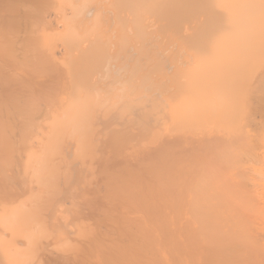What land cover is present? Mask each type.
<instances>
[{"label": "bare ground", "instance_id": "1", "mask_svg": "<svg viewBox=\"0 0 264 264\" xmlns=\"http://www.w3.org/2000/svg\"><path fill=\"white\" fill-rule=\"evenodd\" d=\"M22 1L31 3L39 0ZM22 1L15 3V0H2V4L0 3L3 11L8 10L12 15L21 16L17 24L14 20L16 25H5L8 30L0 25V31L5 30L0 32V81L17 83L19 76L24 78L21 77V73L25 75L24 71L37 70L38 74L45 71V75L56 69L52 73L59 71L56 74L63 76L61 80L54 75L55 72H50V77L55 76L60 82L63 80L66 90L53 84L62 95L59 98L55 96L56 91L52 90L55 101L48 97L49 103H46L48 100L45 102L43 93L47 89L43 92L44 87H38L43 92L40 97L44 101L41 98L39 101H26L23 94L21 97L24 101L19 102V96L12 99V94L5 96L3 92L7 91L2 92L3 89L0 88V156L7 157H4V162H8L5 170L9 167V172L12 171L11 175L7 173L4 180L1 179L6 180L8 185L5 189L3 187L2 195L9 198L10 203L0 206V264H35L36 262H32L37 250H43L40 248H44L46 240L54 241L61 237L58 236L61 230L67 233L65 236L68 238L72 236L70 243L74 241L73 236L75 240L84 236L79 239L82 242L77 240L69 243L70 246L67 245V237L58 239L63 244L65 241L66 245L57 243L55 239L54 242L60 245L55 246V243L53 249L55 247L58 254L66 252L65 255H71L70 264H234L236 260L238 264L242 260L246 264H253L255 261L254 264H264V230L258 228L260 231H255L256 228H253L254 221L264 225V0H45L44 4L40 0V4L37 3L40 6L33 7L27 2L29 6L21 3ZM30 12L34 16L43 14L45 17L41 21L32 22L33 16L28 14ZM1 14L2 19L5 14ZM11 14L4 17V20L11 18ZM8 19L6 23L9 22ZM31 44L38 48L37 54V49L33 50ZM27 47L33 48L34 57L30 56L34 54L32 50L30 57L28 56L30 52H27ZM119 56H122L121 62ZM114 61L119 63L118 74L122 78L115 76L116 79H121L117 82L119 85L115 84L118 91L114 85L110 87V84L107 91L100 84L105 83L102 80L107 79V76L114 79L110 76V64L117 66ZM42 75L39 74V78ZM46 77L45 75L38 80H41V86ZM53 80L58 83L56 78ZM2 81L0 84H3ZM114 81L116 83L115 79ZM19 89L24 92L23 87L20 86ZM101 90L109 100H100V97H105ZM49 96L53 97L51 94ZM131 109L137 110L141 118H152L155 125L152 128L154 131L149 129L153 131L148 132L151 136L143 137L140 134H144L141 131L152 125L151 120L145 119L149 125L140 120L141 128L138 124L140 118L133 111L136 122ZM127 115L128 122L127 119L125 122L127 125L130 122L132 128L122 121ZM112 120L116 123L120 121L124 129L128 128L123 131L124 135L136 132L138 125L143 129H138L140 132H137V136L139 134L144 140L135 138L139 142L144 141L141 144L143 147L137 151L138 157L135 156L136 150L135 155L133 154V149H129L132 151L129 154L133 156L128 155L133 159L127 156L129 162L136 158L139 162L134 160L133 164H139L140 169L136 170L135 166L131 169L133 164L129 168V162L122 163L126 160H123V155L126 158L127 152L122 149L123 146H120L119 151L114 148L117 141H110L113 143L110 152L112 146L109 145L108 149L110 143L105 139L109 138V133L99 141L101 137L98 133L102 128L99 124L96 127V124L111 121L109 123L115 126L116 123L113 124ZM157 122H162V126ZM109 126L108 130L111 128ZM117 126L115 127L119 128ZM95 127H99L98 133ZM115 127L111 130L120 132L121 128L118 130ZM104 131L103 129L101 132L102 137ZM111 132L115 134V138L117 135L122 136V133L120 136ZM95 133V137H99L97 148V141L93 140ZM132 134L134 137V132ZM127 136L129 138L131 134ZM104 139L108 144H101L102 149L107 147L108 154L110 153L106 156L103 151L101 154L97 150L101 147H98L99 142L102 143ZM139 142L134 143V147ZM152 144H155L154 148ZM192 144L197 146V154L203 150L207 158L202 155L206 159L200 157L198 162L191 163L189 153L183 152L188 149L187 146L194 149ZM145 145L151 147L147 148ZM145 148L148 154L144 153ZM115 150L117 154L124 152L122 157L119 156L123 160H120L121 163L118 158L115 159L120 155L115 156ZM141 151L144 152L141 154ZM94 152L100 158L110 157L113 153L114 156L110 157H114L111 160V163L115 161L113 164L108 157L109 160L106 159L110 168L113 167L111 174H116L117 177H113L116 183L106 188L108 183L103 179H108V174L103 177L97 171L103 177V183H98L100 190L93 184L94 189L99 190L94 192L93 196L96 198L88 196L92 191L86 190L91 183L87 180L92 176L90 168L98 167V158L95 154L96 158L93 156ZM165 152L168 156L164 155ZM159 153L161 154L157 156ZM146 154L155 160L147 159L144 164L151 161L157 165L149 162V166L143 165L142 169L148 174L149 171L157 173L155 175L153 172V176L145 177L147 174L142 180L141 163ZM155 154L158 159L154 157ZM141 159L143 160L140 161ZM107 160L103 162L107 164ZM118 164L127 167L128 172ZM114 166L120 167L121 170H117L124 171V175L119 174L120 171L117 172ZM5 170V173L8 172ZM138 170L141 174L137 173ZM2 174L3 172L0 176ZM119 175L121 176L118 177ZM190 175H193L191 177L194 180L188 179L191 178ZM194 175L196 178L200 176V181L197 178L196 182ZM96 176L99 178L97 174ZM73 179H76V184ZM83 180H87L88 184L85 181L86 186L83 184L78 186L79 189L75 188L76 196L70 192L74 195L70 196L71 204L67 203L69 198L63 199L64 187L67 188L70 184L68 188L73 190L72 183L77 187L80 182L84 183ZM187 181H191L190 184ZM192 183L195 184L191 187ZM76 189L82 193L85 190L83 194L87 196L83 198V206L88 204L89 209L90 205L93 204V208L97 205L94 212L106 208L102 213L94 215L95 220L90 226L87 219L92 216L88 215L84 220L77 217L80 215L78 210L80 212L86 207H82L83 200L77 198ZM103 191L105 195L102 200H105V205L101 208V204L98 206L94 202L101 201L99 194H103ZM96 193H99L98 197ZM57 196H62L60 198L71 205L72 209L75 208V211L82 207L77 210L76 219L69 206H62L59 201L56 203L54 197ZM51 198L55 200V209L52 210L53 207L49 206V212L54 218L50 217L54 225L51 224L52 229L55 227L52 232L58 238L56 235L53 238V234L48 233L44 220H40V212L44 206L42 203ZM46 205L48 207V203ZM185 207L186 214L183 210ZM91 208L90 210L93 209ZM51 210L55 211V215ZM44 214L46 215L45 212ZM195 214L196 217L199 216L196 222ZM48 215L49 213L47 217ZM47 219L49 222V218ZM82 221H87L88 224ZM195 229H202L208 237L204 241L208 244L206 247L209 246L208 249L215 252L205 248V251L210 252L205 253L203 248L200 249L202 246L199 241L203 238V232L199 230L202 232L199 236L200 232ZM70 232L74 235L69 236ZM205 244L202 242L203 247ZM83 246H87V250ZM53 249L50 252L52 256L55 253L52 252ZM197 249L202 250V257L209 258L211 253L214 255L210 259H203ZM48 251L50 250L46 252ZM56 255L58 259L62 257ZM49 257L48 254H43L40 264H56ZM67 258L63 264L69 260ZM201 258L207 260L206 263ZM62 259L64 260V255ZM199 260L203 263H198Z\"/></svg>", "mask_w": 264, "mask_h": 264}, {"label": "rangeland", "instance_id": "2", "mask_svg": "<svg viewBox=\"0 0 264 264\" xmlns=\"http://www.w3.org/2000/svg\"><path fill=\"white\" fill-rule=\"evenodd\" d=\"M0 1H1L0 3L2 4V0H0ZM15 1H17V2H15V3H20V1H22V0H15ZM44 1H45V0H43V2H42V0H41V2H42L43 4L46 3V1H49V0H46L45 2H44ZM26 2L29 3L30 5L32 4L31 7H33V6H35V5L37 6V5L40 4V3H39L40 0L37 1V2L32 1L33 3H32V2L30 3V1H26ZM26 2L22 1L21 3H24V4H26L27 6H29V4H27ZM34 2H35V3H34ZM50 2L52 3V1H50ZM50 2H49V3H50ZM37 3H39V4H37ZM42 3H41V4H42ZM33 4H34V5H33ZM47 4H48V3H47ZM39 6H40V5H39ZM6 10H7V9H6ZM1 11H3V8H2V7L0 8V14H1ZM4 12H5V11H3V13H4ZM6 12H7V13H6ZM6 12H5V13H6L7 15L4 13L5 16H2V14H3V13H2L1 16H2L3 18H2V19L0 18V20H1V21H0V22H1L0 25L3 26L2 28L5 27V28H4L5 30H6V28H7L5 25H7L8 27H9V26L11 27V25H16V24L18 23L17 20H19V18H21V16H15L14 14H13V15H14V16H13L8 10H7ZM31 13H32V12H30V13H28V14L32 15L33 18L37 16V15L34 16L33 13H32V14H31ZM4 14H3V15H4ZM8 14H11L12 16L10 15L9 17L13 18V19H11V18L8 19V18H7V19L9 20V22H10V20H11L10 23H9L8 21H7L8 23H6V20H7V19L4 20V19L8 16ZM44 14H45V13H44ZM41 15H42V16H41ZM45 15H46V14H45ZM40 16H41L42 19H41V18L39 19ZM40 16H37V17H36V18H38V19H36V18L33 19V18H32L31 21H32V20H36V21H37V20H40V21H41V20H43L44 17H45L43 14H40ZM43 16H44V17H43ZM4 17H5V18H4ZM16 18H17V19H16ZM22 19H25V20H26V18L23 17V16H22ZM28 19L30 20V17H28ZM14 20L17 21L16 24L14 23V22H15ZM27 21H28V20H27ZM29 22H30V21H29ZM32 22H33V21H32ZM2 23H3L4 25H2ZM13 23H14V24H13ZM30 23H31V22H30ZM8 24H9V25H8ZM1 26H0V28H1ZM4 29H3V30L1 29V31H5ZM7 30H8V28H7ZM1 31H0V32H1ZM25 45H26V44H25ZM36 45H37V44H36ZM29 46H30V45H29ZM29 46H28V47H29ZM28 47H27V48H28ZM31 47H33L32 44H31ZM31 47H30V48H31ZM33 48H34V49H33ZM33 48H31V49L28 48V49H29L28 51H27L25 48H24L23 50H26L27 52H30V50H32V49H33V50L37 49V50H35V51H36V54H37L38 48H37V47H36V48L33 47ZM33 50L31 51L32 54L35 52V51L33 52ZM26 51H25V52H26ZM31 52L28 54V56L31 54ZM26 54H27V53H26ZM30 56L34 57V56H35V53H34L33 55H30ZM30 56H29V57H30ZM113 56H114V55H113ZM115 56H116V55H115ZM115 56H114V57H115ZM32 57H31V58H32ZM119 57H120V62H121V60H122V56H119ZM119 57H118V58H119ZM115 61H116V60H115ZM115 61H114L113 63H116ZM116 64H117V63H116ZM120 64H121V63H120ZM110 67H111L110 69L112 70V75H110V76L116 80V83H113V82H115L114 79H113V80H112L111 78L109 79V76H107V77H108L107 79H109V80H107V79L102 80V82L104 81L105 83H101V81H100V83H101V84H100V87H101V88H105V89L107 88V91H108V87H109L108 85H109V84H110V87H113V85H114V87H115V84H118V83H119L118 81L121 80V79H119V80L116 79V77H118V78L121 77V78H122V76H121L120 74H118V72H119V63L117 64V66H116L115 64H110ZM115 67H116V68H115ZM108 68H109V66H108ZM12 69H13V68H12ZM115 69H116L117 72L115 71ZM53 70H56V69H53ZM53 70H52V71H53ZM12 71H13V70H12ZM36 71H37V70H36ZM36 71H35V70L24 71V72H25V75H24L23 73H21V74L23 75V76H21V77H24V78L26 79V75H27L28 78L25 80L24 78H20V76H19V78H20L21 80H19V78H18V79H17L18 81L16 80L17 83H15V82H14V83H11V82L9 83V81H7V80H6V81H7V83H6V82H4V80H3V81L1 80L2 83H3V84H0V85H2V87L0 86V88L3 89L2 92H3L4 90H6L7 93H8V94H7V93H4V92H3V95H5V96L8 95V97H9V95L12 94V95H11V96L13 97L12 99H14V98H16L17 96H19V97H18V98H19V99H18V102H19V100H20V101H24V100H26V101H33V100H35V101H39L40 98H41V101H44V99H45V102H46V99L48 100V97H49L51 100L54 99V101H55V98H56L55 96L62 95V94H60L61 92L58 91V90H59L58 87H60V89H61V88H62V89L64 88V89L66 90V86H63V84H64V83L62 82L63 80L60 82V80H61V78H62L63 76L61 75V76H62V77H61L60 75H57V74L59 73V71H58V73L55 72V71H54L55 73H54V72H53V73H54L55 76H58V78H60V80H59L57 77H55V76L52 77V75H51V77H52V79H51V77H50V72H51V74H53L52 71H50L49 74H48V72H47V73L45 74V75L47 76L46 78L49 77L52 81H50L49 78H48V79L43 78V79H45V80H43V81H44V82H43V85H44V86H43V85L41 86L39 83H42V82H40L41 80H40V81H38V80L41 79L43 76L45 77V75L43 74L45 71L42 72L43 75L41 74V72L39 73L40 75H42V76H40V78H39V74H38V72H36ZM40 71H41V70H40ZM56 71H57V70H56ZM22 72H23V71H22ZM56 73H57V74H56ZM60 73H61V72H60ZM110 73H111V71H109V74H110ZM119 73H120V72H119ZM114 74H115V75H114ZM121 74H122V73H121ZM48 75H49V76H48ZM118 75H120V76H118ZM37 76H38V77H37ZM115 76H116V77H115ZM55 78H56V80H57L56 82H58V83H54L55 80H53V79H55ZM106 80H107V83H106ZM1 81H0V83H1ZM26 81H27V82H26ZM45 81H46V82H45ZM48 81H49V82H48ZM22 82H23L24 84H23ZM52 82H53V83H52ZM59 82H60V83H59ZM117 82H118V83H117ZM19 83H20V84H19ZM48 83H49V84H48ZM6 84H8L10 87H9L8 85H6ZM11 84H12V85H11ZM13 84H15V85H13ZM51 84H52V85H51ZM53 84H56L55 86H58V87L53 86ZM57 84H58V85H57ZM59 84H61V85H59ZM5 85H6V86H5ZM17 85H18L19 87H18ZM50 85H51V86H50ZM64 85H65V84H64ZM118 85H119V84H118ZM4 86H5V87H4ZM20 86H21V88H22V87L24 88V92H20V91H23V90L19 89ZM26 86H29V87H27L28 89L26 88ZM47 86H48V88H46ZM52 86H53V88H52ZM107 86H108V87H107ZM15 87L17 88V90H15V89H16ZM38 87H41V88L44 87V90H42L43 92L45 91V89H47V90L45 91V93H43V92L40 90L41 88L38 89ZM9 88H10V89H9ZM12 88H13V89H12ZM54 88H55V89H54ZM57 88H58V90H57ZM1 89H0V90H1ZM50 89H51V91H50ZM115 89H117V88L115 87ZM12 90H15V91L13 92ZM25 90H26V91H25ZM39 90H40V91H39ZM52 90H53V91H56V94H57V95L52 94V92H53ZM102 90H104V89H102ZM102 90H101V93H102ZM11 91H12V93H11ZM18 91H19V93H18ZM38 91H39V92H38ZM48 91H49L50 93H49ZM57 91H58L59 93H57ZM63 91H64V90H63ZM63 91H62V92H63ZM107 91H106V92H107ZM116 91H118V89H117ZM9 92H10V93H9ZM46 92H47V93H46ZM64 92H65V91H64ZM21 93H22V94H21ZM41 93H43L44 95L41 94ZM53 93H54V92H53ZM20 94H21V95H20ZM23 94H24L25 96H24ZM45 94H46V95L48 94V95L46 96ZM50 94L53 96L52 98L49 96ZM106 94H107V93H106ZM15 95H16V96H15ZM22 95H23V96H22ZM42 95L45 96V97H47V98L43 97L44 99H42V97H40V96H42ZM54 95H55V96H54ZM107 95H109V93H108ZM11 96H10V97H11ZM14 96H15V97H14ZM21 96L24 97L25 99L22 98ZM38 96H39V97H38ZM102 96H105V97H104V98H103V97H100V98H101L100 100H102V101H103V99H108V100H109V97H107L106 95H104V92L102 93ZM106 97H107V98H106ZM20 98H21V99H20ZM59 98H60V96H59ZM59 98H58V99H59ZM22 99H24V100H22ZM27 99H28V100H27ZM38 99H39V100H38ZM54 101H51V103H53V105H56V104H54ZM56 102H57V99H56ZM46 103H49V100H48ZM107 104H108V103H107ZM130 111H132V113H131L132 116L136 113L137 118H138V117L140 118V119L138 118L139 121H140V120H143L142 123L145 121V123L148 124L147 121H149V120H151V123H152V118H150V119H149V117H148V118H144V117L141 118L140 116H138V115H140V114L138 113L137 110H132V109H131ZM130 111L127 112V114H128V113L130 114ZM133 111H135L134 114H133ZM136 111H137V112H136ZM129 114H128V115H129ZM128 115L124 117V118H125L124 120H122V121H124V123H125L124 125H126V126L130 125V122L128 123V125H127V123L125 122L126 119H127V122H128V118H129ZM136 116H135V115L133 116V117H135V119L133 118L135 121H136V119H137ZM143 118H144V119H143ZM130 119H131V117H130ZM133 119H132L131 121H134ZM145 119H146V120L149 119V120L146 121ZM112 121H113V120H112ZM122 121H121V122H122ZM139 121H138V122H139ZM109 122L111 123V121H108V123L103 121V122H101V123L99 122V123L96 124V127H97L98 124H99V126H101L102 129H100V130H102V131H103V129L105 130V131H104V136L102 137V134H103V133H101L102 131H100V130H99L100 132L97 131V130L99 129V127H98V128L95 127V129H96V133L99 132L98 135L100 134L99 136L101 137L99 141H102V138L105 137V134L108 135L107 133H109V138L107 137L108 140H107V138H105V139H106V141H108V143H110V144H108L107 142H104V141H105V139H104L102 143L99 142L100 144L98 145V147L101 146V144H103V143H104V144H103L102 146H104V145L107 143V144H108V149H109V147L112 146L113 143H115L114 141H117V143H115V144H117V145L114 144V148L117 149V150L119 151V150H121V149H119L120 146H123L122 149H125V151L127 152V155H126V158H125V157H124L125 154H124L123 151L121 152L122 154H121V153H118V154H120V155H118V154H117V151L115 150L116 153H114V155H115V154L118 155L117 157H115V159L118 158V162H119L120 160H122V158L120 159V157H122V155L124 154V155H123V160H125V159L128 160V161L125 160L126 162H125V161L122 162V161H123V160H122V161H120L119 163L122 162V163L125 164V163H128V162H129V159H133V158H131L130 156H128V155L133 156L132 154H129L130 151H131L132 149H133V154H134V152H135L134 150H136V153H135L136 155H135V154H134V155H135L136 157H138V156H137V153H138L137 151H138V149H140L141 147H143V145L141 146V144L144 143V141L139 142L138 140L141 141V140H144V139H143L142 137L140 138V137H139V136H140L139 134H138V136H137V132L139 131L138 129H140V128H139V125L141 126V121H140V123H138L139 125L137 126V128H136V126H135V128H136L137 130L134 128V129L136 130V132H135V131H132V132H134V135H135V136L133 137L132 132H129V133L131 134V136H130L129 138H127V137H128L127 135L129 134L128 132L126 133L127 135H124V134H123V131H127L128 128L125 126V127H126V128H125L126 130H125V129L123 128V125H121L120 121H118L120 124H118V122L116 123V121H113V122H112L113 124L116 123L115 126L118 125L119 128H116L114 125L110 124ZM136 122H137V121H136ZM136 122H133V123H136ZM153 122H154V121H153ZM105 123H106V124H105ZM131 123H132V122H131ZM102 124H103V125H102ZM107 124L110 125V126L108 125L109 128H110V127H111V128L115 127V128L118 129V130H119L120 128H121V129L123 128L124 130L122 129V131H121V129H120V132H118V133L115 132V130H113V129L111 130V128H110L111 131H114L115 133L119 134L120 136H121L120 133H122V136L119 137V136L117 135L119 138H118L117 136H116V138H115V134L112 133L110 130H108V128H107V127H108ZM146 124H145V126H144L143 124H142V125L146 128V127H147ZM149 124H150V123H149ZM149 124H148V125H149ZM157 124H158L159 126H162V122H160V123L157 122ZM157 124H156V125H157ZM160 124H161V125H160ZM104 125H105V126H104ZM131 125H132V124H131ZM131 125L128 126V127L130 128ZM134 125H135V124H134ZM134 125H133V127H134ZM153 125H155V124L152 123V125L148 126V127H150V128L147 127L148 130L144 128L145 131H147V132H145V131H141V130H143V129H140V131L144 133V134L140 133L141 136L143 135V137H148V136H146V135H149V133H151V132L154 131V130L152 129V128H154ZM106 126H107V127H106ZM118 126H117V127H118ZM121 126H122V127H121ZM151 126H153V127H151ZM104 127H105V128H104ZM115 128H114V129H115ZM131 128H132V127H131ZM141 128H142V126H141ZM157 128H158V127H157ZM149 129H150V130H153V131H150ZM118 130H117V131H118ZM130 130H131V129H130ZM107 131H108V132H107ZM128 131H129V130H128ZM140 131H139V132H140ZM139 132H138V133H139ZM148 132H149V133H148ZM96 133L94 134V137H95ZM110 133H112V134H110ZM135 133H136V134H135ZM145 133H146V134H145ZM92 135H93V134H92ZM111 135H113V137H111ZM144 135H145V136H144ZM96 136H97V135H96ZM149 136H151V135H149ZM92 137H93V136H92ZM131 137H133V138H131ZM97 138H99V137H97ZM97 138L95 137L93 140H94V141H97ZM110 138H111L112 140H111ZM130 138H131L132 140H131ZM135 138H137L138 140L135 139ZM139 138H140V139H139ZM95 139H96V140H95ZM116 139H117V140H116ZM118 139H119V140H118ZM164 139H165V138H164ZM124 140H125V141H124ZM129 140H130V141H129ZM135 140H136V141H135ZM110 141H112L113 143L110 142ZM118 141H119V142H118ZM120 141H121V142H120ZM163 141H164V140H163ZM125 142H126V143H125ZM132 142H133V143H132ZM136 142H137V143L139 142L140 145L137 144V146H136V144H135L136 147H134L133 144L136 143ZM160 142L162 143V140H160ZM95 143H96V144H95V146H96L97 143H98V141L95 142ZM161 143H160V144H161ZM107 144H106V145H107ZM118 144H119V145H118ZM128 144H130L131 146L128 145ZM109 145H110V146H109ZM125 145H127V146H129V147L126 148ZM150 145H151V144H150ZM152 145H154V146H153V148H154V147H155V144H152ZM157 145H159V142H158V144L156 143V147H157ZM201 145H202V147L204 146L203 144H201ZM201 145H200V146H201ZM102 146L100 147L101 149H102ZM115 146H117V148H116ZM118 146H119V147H118ZM124 146H125V148H124ZM132 146H133V147H132ZM138 146H139V147H138ZM145 146H146V145H145ZM147 146H148V145H147ZM147 146H146V147H147ZM191 146H194V147H195V145H193V144H192ZM205 146H207V145H205ZM137 147H138V148H137ZM148 147H151V146H148ZM148 147H147V148H148ZM187 147H188V149H186L187 151L185 150V152H183V151H181V152H183L184 154H186V153L188 154V153H189L188 156L190 155V156H189V157H190L189 161H190L191 163H194V164H195L196 162L199 161V158H200V157H201V159L204 158V157L202 156V155H204L203 152H202L203 150H201V151L199 152L200 155H199V153L197 154V152H196V150H198V149H196L197 146H196L194 149H193L192 147L189 149V146H187ZM202 147H200V148H202ZM96 148H97V146H96ZM96 148H95V149H96ZM100 148L97 149V150L99 151V153H100V151H101V154L104 152L103 155H105V156L110 154V153L108 154V149H107V147H105L107 150H106V149H102V150H101ZM110 148H111V149H110V152H111L113 146L110 147ZM147 148H145V152H144V151H141V154H142L143 152L148 154V151H146ZM198 148H199V147H198ZM203 148H204V147H203ZM207 148H208V146H207ZM207 148H206V149H207ZM95 149H94V151H95ZM129 149H131V150H129ZM155 149H156L155 152H157V148H155ZM177 149H178V148H177ZM204 149H205V148H204ZM105 150H106V151H105ZM142 150H144V149H142ZM150 150H152V149H150ZM178 150H179V149H178ZM98 151H97V152H98ZM102 151H103V152H102ZM113 151H114V149H113ZM113 151H112V152H113ZM179 151H180V150H179ZM208 151H209V149H208ZM0 152H1V150H0ZM155 152H154V153H155ZM158 152H159V151H158ZM158 152H157V153H158ZM160 152H161V150H160ZM167 152H168V151H167ZM167 152H165L164 155H166ZM201 152H202V154H201ZM99 153H98V155H99ZM106 153H107V154H106ZM131 153H132V151H131ZM139 153H140V152H139ZM154 153H152V154H154ZM157 153H156V154H157ZM204 153H205V152H204ZM206 153H209V152H207V150H206ZM206 153H205V154H206ZM2 154H3V153H1V155H2ZM94 154H95V156H96V153H95V152L93 153V156H94ZM111 154H112V156H114L113 153H111ZM141 154H139V155H141ZM147 154L145 155V157H147V158L144 157L145 160H143V159L140 160V161L143 160L142 163L140 162V163H141V171L143 170V171H142V175H143V176H142V180L145 179L144 176L148 174V173L145 171V169H142V168H144L143 165H146V164H147V163L144 164V162H145L147 159H150V160L152 159V161L155 160L153 157L149 158V157L147 156ZM152 154H149V156L152 155ZM156 154H155L154 157L158 159V157H156ZM160 154H161V153H159L157 156H159ZM184 154H182V155L184 156ZM116 155H115V156H116ZM95 156H94V157H95ZM100 156H101V155H100ZM112 156H110V157H112ZM119 156H120V157H119ZM127 156L129 157V159L127 158ZM135 156H134V157H135ZM166 156H168V155H166ZM188 156H187V157H188ZM198 156H199V157H198ZM204 156L207 158V155H204ZM208 156H209V155H208ZM4 157H5V159H7L6 156H0V158L3 159V161H1L2 159L0 160V167L3 166V165L5 164V165L3 166V168H4L3 170H5V169L7 168V167L5 168V166H8V165H7L8 162H7V161L4 162V160H5ZM96 157L98 158V160H97L98 163H96L97 161L95 160V161H94V166H96V164H97L98 167L96 166L94 169H93L92 167L90 168V169H91V170H90V172H91L90 174H92V176H91V179H89V178L87 179V180H89V182L91 181V183H89L90 185L88 184V181L85 180V181H87L86 183H87L88 186H89V189H88V187H86V190H88V191L90 190V191H92V193H93V194H92V193L88 194V196L90 195V197H91V195H92V198H96L95 196H93V195H95V194H94L95 190L99 191L100 188H101V187H98V186H100V185H98V183H100V182L103 183V180H105L106 184L108 183V184H107L108 186H106V188L109 187V186L111 187L112 183H116V182H115V178L113 179V177H116V174H115V175H112V174H111V169H112L113 167L110 168V166H109L110 164H109V161H108V160L110 159V163H111V160L113 161V160H114V157L111 159L109 156H107V157L109 158V159H108V158L106 157L108 160H107L104 156H103L104 158H100V157H98V156H96ZM96 157H95V158H96ZM164 157H165V156H164ZM189 157H188V158H189ZM142 158H143V157H142ZM206 158H204V159H206ZM101 159H102V160H101ZM163 159H164V158H163ZM201 159H200V160H201ZM99 160H101L102 162H103V160H107V161H108V162H107L108 165L105 164L106 162H103L104 164H103L102 162L99 163ZM134 160L137 161L136 158H135ZM134 160H132V161L130 160V162H132L131 164H129L130 162L128 163L129 168H130V165H132V164L134 163ZM165 160H166V159H165ZM116 161H117V160H116ZM147 161H148V160H147ZM160 161H161L160 163H162V158H160ZM1 162H2L3 165H1ZM6 162H7V163H6ZM114 162H115V161H114ZM114 162H112L111 164H113ZM138 162H139V161H137V163H138ZM149 162L151 163V161H149ZM149 162H148V164H147L148 166H149ZM164 162H165V161H164ZM164 162H163V165H164ZM95 163H96V164H95ZM116 163H117V162H116ZM152 163H153V162H152ZM152 163H151V165H152ZM154 163H155V162H154ZM154 163H153V164H154ZM101 164L103 165V167H102ZM135 164H136V162H135ZM135 164H133V166H131V167H132L131 169H134V166L136 167V168H135L136 170H137V169H140V168L138 167V166H140V165H139V164L135 165ZM155 164H156V163H155ZM99 165H100V166H99ZM114 165H115V164H114ZM116 165H117V164H116ZM116 165H115V166H116ZM118 165L120 166V164H118ZM126 165H127V164H126ZM156 165H157V164H156ZM160 165H161V164H159V166H160ZM106 166H107V167H106ZM115 166H114V169L116 168ZM122 166H123V165H121L120 167H122ZM148 166H145V168H147ZM154 166H155V165H154ZM154 166H153V167H154ZM198 166H199V165H198ZM200 166H202V164H201ZM120 167H118V168L120 169ZM123 167H124V166H123ZM137 167H138V168H137ZM151 167H152V166H151ZM160 167H161V166H160ZM10 168H11V167H10ZM96 168H98V170H97ZM118 168H116V170H117ZM148 168H149V167H148ZM155 168H158V166L155 167ZM84 169H85V168H84ZM95 169H96V170H95ZM99 169H100L101 171H100ZM102 169H103V171H102ZM150 169H151V168H150ZM3 170H2V167H1L0 172H1V173L3 172V174H2L3 176H2V175L0 176V181H2L1 184H0V186L2 187V188L0 187V189H1V193H0V206H1V205H5V204L7 205L6 202H8V204L10 203L9 198H7L6 196L2 195V191H3V187H4V189H5V188H7V186H8V185L6 184V182H5L6 180L3 181V180H4V177H6L9 173H10V175H11V172H12V171L9 172V170H10L9 167H8L7 170H5V171H8V172H6V173H5ZM11 170L15 171L13 168H11ZM92 170H93V171H92ZM104 170H105V173H104ZM107 170H108V171H107ZM112 170H113V169H112ZM116 170H115V171H116ZM120 170H121V169H120ZM120 170H117V172L120 171ZM122 170H123V168H122ZM124 170H126V171L128 172V168H127V167H126V168L124 167ZM147 170H148V169H147ZM97 171H98V173L101 174L102 176L104 175L103 177H105L107 174H108V175L111 174V175H109V176H108V175L106 176V177H108V179H110V180L107 181L108 179H103V177H101V175L99 176V174L97 173ZM99 171L102 172V173H100ZM115 171H113V173H114ZM126 171H125V173H126ZM130 171H131V170H130ZM133 171H134V170H133ZM138 171H139V170H138ZM92 172H94V173L96 172V173L93 174ZM117 172H115V173H117ZM122 172H124V171H122ZM122 172L120 171V172H118V173L120 174V173H122ZM153 172H154V171H153ZM153 172L149 171V174H148L147 176H145V177H148V176L151 177V176H153V175H154ZM193 172H194V171H193ZM195 172H196V171H195ZM1 173H0V174H1ZM4 173H5L6 175H5ZM7 173H8V174H7ZM118 173H117V174H118ZM129 173H130V172H129ZM137 173L141 174L140 171L137 172ZM150 173H151V174H150ZM154 173H155V175H156L157 172H154ZM96 174L98 175L99 178H97ZM122 174H123V173H122ZM134 174H135V172H134ZM152 174H153V175H152ZM195 174H196V173H195ZM123 175H124V174H123ZM197 175H198V173L196 174V176H197ZM120 176H121V175H119L118 177H120ZM136 176H137V174H136ZM139 176H141V175H139ZM191 176L193 177V175H190V177H191ZM89 177H90V176H89ZM95 177H96V178H95ZM192 177H191V178L188 177V179H189V180H190V179L194 180ZM194 177H195V175H194ZM100 178H101V179H100ZM111 178H112V179H111ZM116 178H117V177H116ZM197 178H198V181H200V176H198ZM197 178L195 177L196 182H197ZM1 179H3V180H1ZM92 179H93V180H92ZM98 179H99V181H98ZM102 179H103V180H102ZM188 179H187V180H188ZM73 180H74V179H73ZM81 181H82V180H81ZM85 181L83 180L84 183L80 182V183L77 185V187H75V185H73V183H72V187L74 186V189H73L74 192H73V190H71V189H72L71 187H70L71 189L68 188L69 186H71V185L69 184V182H68L69 185L67 186V188L64 187V192H63V194H64L65 197L63 196V199L66 200V199L69 198V199L66 201L67 203H69L70 198L73 197L74 194H75V196H76L75 188H78V189H79L78 186H79V185L82 186L83 184H84V186H86L87 184L85 185ZM92 181H94L95 183L92 182ZM111 181H114V182H111ZM116 181H117V180H116ZM4 182H5V183H4ZM109 182H110V183H109ZM187 182H188V181H187ZM190 182H191V181H189L188 183L190 184ZM194 182H195V181H194ZM196 182H195V183H196ZM70 183H71V180H70ZM81 183H82V184H81ZM174 183H175V182H174ZM185 183H186V182H185ZM195 183H192L190 186H191V187L194 186L193 184H195ZM2 184H3L4 186H3ZM74 184H76V179L74 180ZM93 184H95V186H97V188H98L99 190H98V189H94ZM175 184H176V183H175ZM186 185H188V184L186 183ZM90 186H91V189H90ZM92 186H93V187H92ZM101 186H102V185H101ZM62 187H63V186H62ZM84 188H85V187H84ZM84 188H83V189H84ZM62 189H63V188H62ZM69 189H70L71 191H69ZM78 189H76V190L78 191ZM83 189L80 188V190H83ZM191 189H192V188H191ZM193 189H194V188H193ZM65 190H67V191H65ZM80 190H79L78 193H77V198L83 200V198H84L85 196H87V195H86V194H83V193H85V190L83 191V193L80 192ZM62 191H63V190H62ZM66 192H67V193H66ZM70 192H71V193H74V194L71 195ZM190 192H191V190H190ZM61 193H62V192H61ZM65 193H66V194H65ZM79 193H80V194H79ZM63 194H62V195H63ZM68 194H70V195H68ZM82 194H83L84 196H83ZM97 194H99V193H96V196H97ZM60 195H61V194H60ZM81 195H82L83 197H82ZM103 195H105V191H103V194H99V197L101 198V199H100V198H99V199H100L101 201H103V203H100L101 201H99V200L95 201L96 199H94V201H95L94 203L97 202L96 204H98V206L101 204V206H100L101 208L103 207V204L105 203V200H104V199L102 200V198H104V197H102ZM67 196H68V197H67ZM70 196H71V197H70ZM78 196H80V197H78ZM192 196H193V194H192ZM2 197H3V198H2ZM60 197H62V196H60ZM60 197H59V198H58V196H57V197H54L55 200H56V203L59 201L58 203H60V205H62V206L67 205V207L69 206L68 208H71V207H70L71 205H69V204H71V203L67 204V203H66L63 199H61ZM81 197H82V198H81ZM90 197H89V198H90ZM97 197H98V196H97ZM193 197H194V196H193ZM193 197H192V199H193ZM181 198H182V197H181ZM4 199H5V200H4ZM14 199H16V198H14ZM71 199H72V198H71ZM183 199H184V198H183ZM194 199H195V197H194ZM49 200H50V202L52 201V204H53V201H54V203H55V200H53V198L48 199L47 202H46V201H43L44 203H42V204H43L45 207L43 206L42 209H41L42 212H40V215H41L40 220H42V221L44 220L43 222H45V224H46V227H47L46 229H47L48 233H52V234H53L52 231H53V229H55V227L52 229V226H54V225H53V222H51L50 217L52 218V216H51L49 210H50V208H52V207H53L52 210H54L55 207H54V204L52 205V204L49 202ZM81 200H80V202H81ZM91 200H92V199H91ZM2 201H4L5 203H4V202L2 203ZM62 201H63V202H62ZM64 202H65V204H64ZM92 202H93V201H92ZM46 203H48V207H47ZM58 203H57V204H58ZM61 203H62V204H61ZM49 204H50V205H49ZM81 204H82V203H81ZM89 204H90V203H89ZM83 205H84V200H83L82 207H86V208L84 209V208H82V207L80 206V208H82V210H80V212H79V210H78V209H80L79 207L77 208L78 212H77V210L75 211V208H74V209L71 208V209L73 210V214H75V215H74V219H76V215H77V213L80 214V215L77 216V217H78V218H81V219H83V220H84L85 218L87 219V218H88V217H87L88 215H89V217L92 216L90 219H89V218L87 219V221H88V223H89L88 226H90V224L94 222V220H95V219H94V218H95L94 215H96L97 213H98V214H99V213H102V211H105V209H106V208H105L104 210H101V211H100V209H98V210H97L98 212H94V211H96V209L98 208L97 205H94V206H96V208L94 207L95 209L93 208V204H92V206L90 205V208H91V207L93 208V209L91 208L92 210H90V208H89V209L87 208V206L89 207L88 204H87L86 206H83ZM104 205H105V204H104ZM49 206H50V208H49ZM51 206H52V207H51ZM67 207H66V208H67ZM46 208H48V210H47ZM63 208H64V207H63ZM68 208H67V209H68ZM71 209H70V210H71ZM43 210H44V211H43ZM52 210H51V211H52ZM61 210H62V209H61ZM85 210H87V211H85ZM93 210H94V211H93ZM183 210H184V213L186 214L185 210H187V208L185 207V208H183ZM74 211H75V213H74ZM88 211H89V214L87 213ZM90 211H92V212H90ZM38 212H39V211H38ZM44 212L46 213V215L44 214ZM76 212H77V213H76ZM191 212H192V211H191ZM191 212H190V214H191ZM48 213H49V215H48L49 217H47V214H48ZM53 213H54V215H55V211H52V214H53ZM86 214H87V215H86ZM196 214H197V213H196ZM196 214H195L194 218H195V219L197 218V220H194V219L191 217V219H193L195 222L198 221V219H199V216L196 217ZM71 215H72V214H71ZM81 215H82V216H81ZM42 216H43V218H42ZM80 216H81V217H80ZM54 217H55V216H54ZM71 217H72V216H71ZM83 217H84V218H83ZM41 218H42V219H41ZM47 218H49V220H50L49 222H48V219H47ZM52 219H54V218H52ZM92 219H93V220H92ZM70 220H72V219H70ZM78 220H79V219H78ZM91 220H92V222H90ZM46 221H47V222H46ZM52 221H53V220H52ZM74 221L76 222V220H74ZM79 221H81V220H79ZM87 221H86V222L82 221V222L88 224ZM188 221H189V220H188ZM71 222H72V221H71ZM71 222H70V223H71ZM75 222H74V223H75ZM77 222H78V221H77ZM77 222H76V223H77ZM191 222H192V221H191ZM47 223H48L49 225H48ZM58 223H59V222H58ZM72 223H73V222H72ZM72 223H71V225L73 226ZM79 223H81V222H79ZM189 223H190V222H189ZM189 223H188V224H189ZM259 223H260V222H259ZM261 223H262V222H261ZM51 224H52V226H51ZM59 224H60V223H59ZM191 224H192V223H191ZM189 225H190V224H189ZM189 225H188V226H189ZM72 226H70V228H71ZM190 226H191V225H190ZM252 227H253V226H252ZM263 227H264V225L262 226V224H258V221H254V227H253V228H254V229L256 228L255 231H258V230L260 231V229H258V228H261L262 230H264ZM62 228H63V227H62ZM70 228H69V229H70ZM72 228H73V227H72ZM63 229H64V228H63ZM67 230H68V229H67ZM195 230H196V229H195ZM195 230H194V231H195ZM199 230H200V229H199ZM199 230L197 229L196 231H198V232L202 231V229H201L200 231H199ZM262 230H261V231H262ZM59 231H60V230H59ZM64 231H65V230H64ZM69 231H71V229H70ZM69 231H68V232H69ZM196 231H195V232H196ZM62 232H63L62 230H61V232H59V233H61L62 235H59L58 232H56V233H58V236H61L62 238H63V237H67V240H66V241H68V239H69V242H68V243L66 242V243H67V245H69L70 240L72 239V236H70V235L73 234V233L70 232V234H68V235H69L71 238H70V237L68 238V236H65L67 233H66V232H63V233H62ZM202 232H203V231H202ZM202 232H200V234H198V235L201 236ZM65 233H66V234H65ZM204 234H205V233L203 232L202 237H203L205 240H203V238H201L202 240H200V238H199V240H200L199 242H201V244H199V245L202 246V247L200 246L201 248H200V247H199V248H200V249L203 248V251L206 250L205 248H207V250H209V249H208L209 246L206 247V244H207V243L205 244V242H204V241H207L206 238H205V237H207V235L205 236ZM55 235H56V236H55ZM63 235H64V236H63ZM73 235H74V234H73ZM193 235H195V234H193ZM52 236H53V238H54V236L57 237V234H53ZM195 236H196V235H195ZM61 237H59V238H61ZM78 237H80V236H78ZM81 237H82V238H81ZM81 237H80V238L83 239L84 236H81ZM196 237H197V236H196ZM196 237H195L194 239H196ZM50 238H52V237H50ZM53 238H52V240H53ZM57 238H58V237H57ZM59 238H58V239H59ZM73 238H74V241H77V240H78L79 242H82V241L79 240L80 238H79V239L76 238V240H75V237H74V236H73ZM55 239H56V238H55ZM55 239H54V241H55ZM58 239H56L57 243H61V245H62V244H63V243L61 242L62 240H59V241H60V242H59ZM65 239H66V238H64V240H65ZM207 239H208V237H207ZM49 240H50V239H49ZM49 240H46V242H45V244H44V248H43V247L40 248V249L45 250L44 253L42 252L43 250H41V252H40V250H37V253L35 252V253H36V254H35V260H34L32 263H35V262L37 263V261H38V264H40V263H41L40 261L42 260V256H43V254H45V255L48 254V257H49V255H50L49 258L52 259L53 262H56V264H57V263H58V264H61L62 262H65V259H66L67 257H69V258H67V259H69V260H68V261L66 260V261H67L66 264H67L68 262H69L68 264H70V260H71V259H70V258H71L70 256H71V255L69 256V255L66 254V255H67V256H66V255H65L66 252H62V254H60V253H59V254L56 253V252H58V251L55 252V247H54V249H53V245H55L56 242L51 241V240L49 241ZM192 240H193V239H192ZM74 241H71L70 244H72ZM194 241H195V240H194ZM53 242H54V243H53ZM79 242H78V243H79ZM199 242H198V238H197V244H198ZM202 242H203V245L205 244L204 247H203V245H202ZM57 243H56L55 246L60 245V244L57 245ZM64 244H65V241H64ZM64 244H63V245H64ZM75 244H76V243H75ZM65 245H66V244H65ZM199 245H198V246H199ZM207 245H208V244H207ZM69 246H70V245H69ZM69 246H68V247H69ZM71 246H73V245H71ZM60 247H61V246H60ZM84 247H85V246H83V248H84ZM86 247H87V246H86ZM86 247H85L84 249L87 250ZM56 248H58V247H56ZM69 248H70V247H69ZM210 248H213V247L210 246ZM51 249H53V250H52L53 253L55 252V253L53 254V256H52V253H50V252H51ZM47 250H50V251L46 252ZM64 250H65V248H64ZM60 251H63V250H61V248H60ZM60 251H59V252H60ZM200 251H202V250H200ZM200 251H199V249H197L198 254H200V256H201L203 253H200ZM209 251H210V250H209ZM209 251H208V252H209ZM206 252H207V251H205V253H206ZM208 252H207V253H208ZM210 252H215V251L211 249ZM210 252H209V253H210ZM41 253H43V254H41ZM63 253H64V254H63ZM56 254L58 255V257H59V256H62V257H59V259H58L57 257H55ZM69 254H70V253H69ZM39 255H40V256L42 255V256L40 257ZM57 255H56V256H57ZM63 255H64V260L62 259V258H63ZM212 255H214V254L211 253V255H210L211 258H212ZM216 255H217V253H216ZM36 256H37L38 258H36ZM200 256H198V259H200V258H199ZM204 256H205V254H204ZM218 256H219V255H218ZM39 257H40L41 259H39ZM54 257H55L57 260H59V262H58L57 260H55ZM201 257H202V256H201ZM210 257H209V258H208V257H207V258H206V257H202V258H203V259H204V258H206V259H210ZM60 258H61L63 261L60 262V260H61ZM202 258H201V259H202ZM216 258H217V257H216ZM36 259H39V260H36ZM198 259H197V260H198ZM203 259H202V260H203ZM206 259H205V260H206ZM234 259H236V258H234ZM234 259H233V260H234ZM237 259H238V258H237ZM242 259H243V258H242ZM245 259H246V258H245ZM250 259H252V258H250ZM211 260L213 261V259H211ZM211 260H210V262H211ZM218 260H219V259H218ZM220 260H221V258H220ZM220 260H219V261H220ZM223 260H224V259H223ZM248 260H249V258H248ZM195 261H196V259H195ZM203 261H204V260H203ZM206 261H207V260H206ZM206 261H204V263H206ZM240 261H241V260H240ZM242 261H243V260H242ZM242 261L239 262V263L242 264V263H243ZM251 261H252V260H251ZM196 262H197V261H196ZM222 262H223V261H222ZM234 262H236V263L238 264L237 260L234 261ZM234 262L232 261V263H234ZM36 263H35V264H36ZM198 263H203V262H202V261L200 262V260H199ZM223 263H224V262H223ZM225 263H226V260H225ZM229 263H230V262H229ZM236 263H234V264H236ZM254 263H256V261H255ZM254 263H253V264H254ZM257 263H258V262H257ZM260 263H262V262L260 261ZM62 264H63V263H62ZM195 264H196V263H195ZM206 264H207V263H206ZM211 264H212V262H211ZM226 264H227V263H226ZM243 264H246V263H243ZM247 264H250V262L247 263Z\"/></svg>", "mask_w": 264, "mask_h": 264}]
</instances>
